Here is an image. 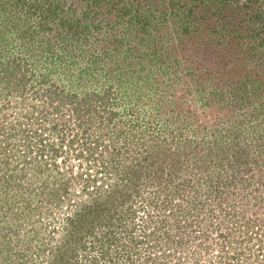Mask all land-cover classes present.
<instances>
[{
	"label": "rangeland",
	"instance_id": "1",
	"mask_svg": "<svg viewBox=\"0 0 264 264\" xmlns=\"http://www.w3.org/2000/svg\"><path fill=\"white\" fill-rule=\"evenodd\" d=\"M56 77L35 93L0 84V264H264V154L248 141L237 160L214 132L231 110L186 94L185 77L150 112L145 97L129 114L122 89L107 127Z\"/></svg>",
	"mask_w": 264,
	"mask_h": 264
},
{
	"label": "trees",
	"instance_id": "2",
	"mask_svg": "<svg viewBox=\"0 0 264 264\" xmlns=\"http://www.w3.org/2000/svg\"><path fill=\"white\" fill-rule=\"evenodd\" d=\"M56 74L78 85L61 90L75 111L89 115L94 101L106 126L123 121L110 103L120 107L122 89L129 114L145 110V97L150 112L161 109L157 94L168 96L162 85L190 77L186 94L197 85L205 105L213 95L233 112L234 121L214 132L232 138L237 160L248 141L264 154V0H0V84L32 82L35 93ZM207 150L228 151L217 143Z\"/></svg>",
	"mask_w": 264,
	"mask_h": 264
}]
</instances>
